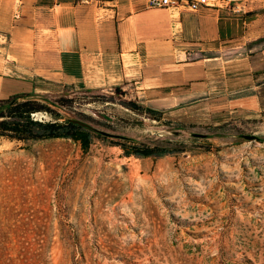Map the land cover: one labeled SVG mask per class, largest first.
<instances>
[{
    "label": "rangeland",
    "instance_id": "1",
    "mask_svg": "<svg viewBox=\"0 0 264 264\" xmlns=\"http://www.w3.org/2000/svg\"><path fill=\"white\" fill-rule=\"evenodd\" d=\"M46 95L136 137L175 124L123 107L140 103L128 87ZM229 121L238 143L159 157L125 156L111 136L87 152L0 138V264H264V124Z\"/></svg>",
    "mask_w": 264,
    "mask_h": 264
},
{
    "label": "crops",
    "instance_id": "2",
    "mask_svg": "<svg viewBox=\"0 0 264 264\" xmlns=\"http://www.w3.org/2000/svg\"><path fill=\"white\" fill-rule=\"evenodd\" d=\"M128 87L178 124H264V0H0V99Z\"/></svg>",
    "mask_w": 264,
    "mask_h": 264
},
{
    "label": "trees",
    "instance_id": "3",
    "mask_svg": "<svg viewBox=\"0 0 264 264\" xmlns=\"http://www.w3.org/2000/svg\"><path fill=\"white\" fill-rule=\"evenodd\" d=\"M72 91L92 93L95 90H78L67 87ZM64 100L50 98L49 95H35L20 93L8 98L0 99V138L8 141L20 142L23 147L47 139H68L77 144L81 152H87L94 137H115L112 144L121 147L125 156L159 157L166 154H176L185 151H209L211 147L235 144L241 141V133L223 123L217 126H196L170 124L161 122V135L135 136L128 132H120L111 127L101 115L102 120L89 123L85 117L71 109L64 108ZM126 109L141 114L149 119L159 120L161 112L142 103L122 100ZM45 112L50 119H36L31 114ZM199 127L203 131H197ZM179 131L180 134H171ZM190 133H201L203 137ZM262 139L261 136H255ZM183 140H188L184 144Z\"/></svg>",
    "mask_w": 264,
    "mask_h": 264
},
{
    "label": "built area",
    "instance_id": "4",
    "mask_svg": "<svg viewBox=\"0 0 264 264\" xmlns=\"http://www.w3.org/2000/svg\"><path fill=\"white\" fill-rule=\"evenodd\" d=\"M184 3L189 9L195 10L199 5L205 4L206 0H146L147 7H170Z\"/></svg>",
    "mask_w": 264,
    "mask_h": 264
},
{
    "label": "water",
    "instance_id": "5",
    "mask_svg": "<svg viewBox=\"0 0 264 264\" xmlns=\"http://www.w3.org/2000/svg\"><path fill=\"white\" fill-rule=\"evenodd\" d=\"M169 133L176 134V135L180 134L179 131H170ZM190 134H192L194 136H198V137H203L204 136V134H201V133H190ZM243 137L245 139H254L255 138V135L248 134V135H243Z\"/></svg>",
    "mask_w": 264,
    "mask_h": 264
}]
</instances>
